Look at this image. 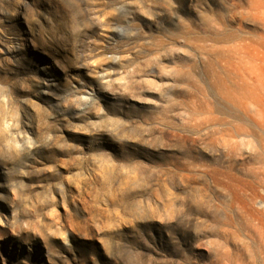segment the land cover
<instances>
[{
	"label": "rangeland",
	"instance_id": "obj_1",
	"mask_svg": "<svg viewBox=\"0 0 264 264\" xmlns=\"http://www.w3.org/2000/svg\"><path fill=\"white\" fill-rule=\"evenodd\" d=\"M0 264H264V0H0Z\"/></svg>",
	"mask_w": 264,
	"mask_h": 264
}]
</instances>
